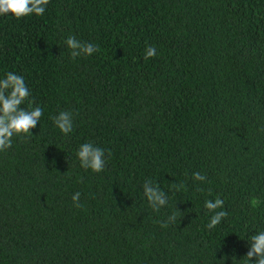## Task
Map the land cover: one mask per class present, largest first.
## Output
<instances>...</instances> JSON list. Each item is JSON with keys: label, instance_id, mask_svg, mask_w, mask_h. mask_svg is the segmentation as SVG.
I'll use <instances>...</instances> for the list:
<instances>
[{"label": "trees", "instance_id": "trees-1", "mask_svg": "<svg viewBox=\"0 0 264 264\" xmlns=\"http://www.w3.org/2000/svg\"><path fill=\"white\" fill-rule=\"evenodd\" d=\"M69 36L98 50L73 58ZM8 72L43 115L0 151V264H248L264 230V0H49L0 15ZM88 142L100 172L80 165ZM217 197L228 215L209 229Z\"/></svg>", "mask_w": 264, "mask_h": 264}, {"label": "clouds", "instance_id": "clouds-1", "mask_svg": "<svg viewBox=\"0 0 264 264\" xmlns=\"http://www.w3.org/2000/svg\"><path fill=\"white\" fill-rule=\"evenodd\" d=\"M48 3L49 0H0V15L11 14L17 19L30 15L39 16L44 14ZM66 44L71 49L73 58L81 55L90 56L98 50L95 45L82 43L73 36L67 38ZM154 55L155 49L148 48L146 58ZM29 96L30 92L23 76L8 72L5 78L0 79V151H5L12 146L14 136L28 134L39 123L43 109L38 106L31 107L32 102L28 100ZM26 101H28L29 107H21ZM54 124L60 132L67 135L73 129V116L70 112L62 111L54 117ZM76 155L81 167L93 172H100L104 169V150L94 146L91 142L81 144ZM193 176L196 180L204 179L200 173H194ZM178 187L182 188L183 185ZM143 194L150 206L156 211H159L168 202L166 194L159 185H154L151 181H146L143 185ZM79 197V192L73 196V202L77 207H79ZM223 203L224 201L219 197L214 202L206 201L205 207L214 212L207 225L209 229L216 227L228 215L226 211H215L222 208ZM175 219L176 213H173L169 217V221L174 222ZM162 227H167V224L162 225ZM248 243L250 248L243 260L252 264L253 258H255V264H264V230L251 235L248 238Z\"/></svg>", "mask_w": 264, "mask_h": 264}]
</instances>
